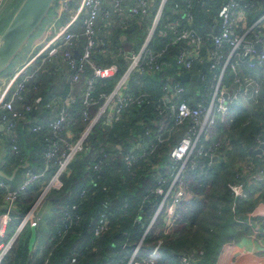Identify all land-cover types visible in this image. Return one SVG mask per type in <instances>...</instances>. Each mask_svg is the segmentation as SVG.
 <instances>
[{"label":"trees","instance_id":"trees-1","mask_svg":"<svg viewBox=\"0 0 264 264\" xmlns=\"http://www.w3.org/2000/svg\"><path fill=\"white\" fill-rule=\"evenodd\" d=\"M176 1L178 0H168L165 4L161 20L148 45L154 51L163 50L160 58L163 70L152 73L133 72L126 83L127 90L133 95L145 94L142 97L143 102L124 107L118 119L114 120L108 129L103 124L95 125L85 142L86 146L94 149L90 151L95 153L93 159L102 160L103 168L94 172L88 164L89 155L86 157L82 153L81 158L75 157L70 165V173L62 177L63 186L59 190L50 191L42 204L43 206L44 204L48 206V213L45 214L42 211L41 207L43 208V206L36 213L37 240L40 239V226L43 220H47L50 217V222L55 218L57 221L64 208L72 203L77 204L72 225L60 241H57L56 238L58 227L55 221L54 232L48 233L46 241L48 245L50 240L49 246L46 248L39 264H69L67 258L71 257L73 251L76 252V262L74 264H126L133 249L140 241L141 245L137 252L139 260L147 254V250L154 246L158 239L163 241L164 246L177 252L183 251L187 256H191V262L189 261L190 263L188 262L187 264H214L222 246L231 242L236 235L237 229L250 230L244 222L240 221L243 220L246 212L253 211L264 198V192H260L256 198H253L254 188L256 190L264 188V181L253 180L252 183H249L248 176L250 171L244 172L241 165L233 169L232 164L244 161L252 165L253 163H250L251 160L254 162L252 172L264 171L262 166L264 165V154L257 156L248 150V148L259 146L258 139L261 138L264 132L263 100H260L263 102V106H257L252 116H250L251 113L247 112V108L243 109L241 106H237L236 103L230 104V109L234 110L236 115L226 129L229 148L220 147L218 150V153H221L219 155L220 158L214 162H211L210 159L198 157L197 167L189 173L188 177L186 190L189 195L185 201L180 203L177 215L170 220V224H167L161 216L157 223L145 233L146 226L158 203L157 196L151 193L158 179L155 176L156 170L154 167L158 166V171L164 172L169 146L175 144L172 139L174 133L173 135L171 134V138L167 139L171 118L167 113L159 114L156 110V105L157 99L163 93V79L165 76L174 73L176 56L185 46L183 42L169 44L170 35L165 31L167 20L180 18L177 12L172 9L173 2ZM222 1L191 0L190 11L192 20L190 26L201 34L213 32L218 22L217 12ZM243 1L254 5L257 4L254 0ZM20 2L21 0H10L7 2L2 11L3 14L1 13L0 15V31L8 23ZM159 2L160 0L153 1L155 9L149 10L148 15L137 16L148 17V20L151 21ZM254 5L247 9L246 12L254 10ZM7 10H9L8 14H4ZM263 12L264 10L254 14L252 18H257ZM254 19L251 21L253 22ZM135 26L142 27V22L140 25ZM122 33L131 34L132 30L129 26L127 29L121 27L117 29L113 39L115 45H119V37ZM144 34L145 31L140 36L143 41V37L145 38L147 33L145 36ZM139 47L140 43L136 47V51ZM109 51L110 47L107 46L102 51L94 49L92 54V59L97 64H116L117 72L111 79L95 80L96 103L89 109L91 115L94 114L97 105L102 102L98 94L110 92L117 79L120 78L126 69V60L123 54L118 53L117 50L113 53ZM227 51L228 47H225V53ZM50 62L52 61H47L44 64H49ZM202 65L203 63L195 64L193 71H196ZM44 67L41 68L37 76L47 71ZM226 77L229 78L230 75L227 73ZM49 81L47 79L42 86L37 85V92L30 97L33 103V112L30 116L34 121H43L40 119L45 118L43 114L38 115V107L45 115L50 110H53V108H45L51 98H55L54 94L50 95L48 93L47 83ZM178 81L185 88L187 86L185 95L189 98L191 105H194L195 100H197L199 89L201 87L206 88V84L203 81H200V83ZM195 88L198 89L195 90ZM67 90L68 85L65 83L63 92L59 93V98L63 97ZM37 98H39L38 103H36ZM83 108L80 98L77 97L72 101L71 111H69L70 115L72 114L71 118L78 120L79 127L82 129L86 124L81 117ZM161 121L166 123L167 129L162 135L166 140L157 145V148L149 154L147 161L139 160L128 168L122 161L123 153L131 147V142H139V139L146 134V131L151 137V143L156 135L157 126ZM221 126V123H216L217 128ZM212 134L213 132H211V136ZM23 136H26V139H22ZM43 137L44 134L30 133L29 131L23 132V135L20 134L16 142L19 157L13 167L29 156L30 166L28 168L33 173L41 172L44 166V155L42 153L43 148L46 147ZM208 142L210 140H202V145L206 147L209 145L207 144ZM106 144L114 148V155L111 154V150L108 149V146L106 147ZM95 149L97 150L95 151ZM147 150H150V145L147 146ZM13 155L17 154L14 153ZM55 168L56 164L54 162L51 163L50 169L54 171ZM237 181L244 183L247 193L246 199H235L229 189L228 184ZM40 182H43V177L38 178L27 190L19 195L14 209L15 212H13L12 220L7 227L5 239L12 235L19 223V214L17 213L22 215L35 201L40 192ZM82 190H85V194L81 196ZM3 197L4 192L0 190V202ZM233 202L235 203L234 210L231 208ZM143 207L145 208L143 209ZM101 214L107 217L108 228L99 236H95V224ZM138 219L139 222L135 225L134 223ZM27 226L29 227V223ZM157 228H161L164 232L158 236L154 235ZM29 237L30 228L28 229L25 244L18 246L16 243L17 239L1 264H34L32 259L35 257L34 253L36 252H32L28 256ZM155 237L156 241L154 240V242L153 239ZM149 264L184 263H182L180 257L165 250L160 258L150 261Z\"/></svg>","mask_w":264,"mask_h":264},{"label":"built area","instance_id":"built-area-1","mask_svg":"<svg viewBox=\"0 0 264 264\" xmlns=\"http://www.w3.org/2000/svg\"><path fill=\"white\" fill-rule=\"evenodd\" d=\"M167 1L160 0L140 48L137 51L132 50L129 55L119 51L126 60V69L110 92L98 94L102 102L97 105L92 115L89 109L96 103L95 80L111 79L117 72L115 64L101 65L92 59L94 49L102 51L108 46L105 40L97 37L98 19H101L103 23L113 20L121 28L127 29L130 25L128 17L149 14L148 0H109V6H106L108 0H56L51 9L52 18L46 24L42 39L30 45L28 50L22 52L23 57L2 73L0 124L3 129L10 132L32 118L30 115L33 112V103L30 97L37 92L38 86L34 76L29 72L30 67L37 61L44 64L47 61L54 62L56 59H61L68 66L71 76L70 91L60 100L61 105L58 107L56 116L43 121L33 120L29 124L30 133L44 134L46 149L43 170L39 173L27 170L23 182L16 188H11L7 182L0 179V190L4 192V208L0 213V264L30 222L31 217L36 215L39 206H42L41 203L50 191L59 190L63 186L62 177L70 173L71 162L77 155L84 153L90 156L92 171H100L103 168L102 160L93 159L95 153L90 152L85 142L95 125L110 126L114 120L118 119L124 107L143 102L142 97L145 94L133 95L126 88L127 80L133 72L152 73L163 70L160 61L163 50L154 51L148 45L158 27ZM253 5L243 0H223L218 8V22L215 29L211 33L201 34L190 26L191 0L173 2L172 9L180 18L167 20L165 31L170 35L169 44L183 42L185 46L176 56L174 73L163 79V93L157 99L156 110L159 114L167 113L171 118L167 139L173 132L180 131L182 128L183 132L180 139L169 149L164 172L158 176L157 184L151 190V193L157 196L158 203L145 233L157 223L161 216L168 224L177 215L180 203L187 199L189 173L197 167L198 157L211 159L220 147L229 148L226 137L218 134L216 123L219 122L226 127L232 120L233 113L229 106L238 101L240 88L243 86V75H240L241 66L252 70L258 76L252 98L264 101V12L250 24L245 23L244 16V11ZM77 26L80 27V31L76 30ZM81 36L84 37L85 42L79 51V56L76 57L73 49ZM256 45L260 48L256 49ZM225 47H228L226 53ZM204 62H207V72L201 79L206 84V93L202 94L198 91L196 104L191 105L189 98L185 95V86L174 78V75L192 72L195 64ZM227 73H230L229 78L226 77ZM81 83H83L82 104L84 106L81 117L86 124L78 137L71 140L64 137L63 132L70 116L68 108L74 100V91ZM244 91L246 94V90ZM46 107L53 108L50 102L46 104ZM166 129V123L161 121L153 141L149 143V151L147 148H142L138 141L132 145L123 153L124 164L130 168L137 161L146 160L157 145L166 140L162 136ZM211 132H213L212 136L219 139L204 147L202 140L213 141ZM15 140L13 138V141ZM258 142L260 143V138ZM13 148L14 151H18L17 145ZM53 162L56 168L46 183L41 186L30 208L22 215L17 213L19 223L12 235L5 239L19 195L38 178L43 177ZM243 168L250 171L252 166L244 165ZM250 178L264 181V171L252 173ZM228 187L235 199L247 198L243 183L237 181L228 184ZM84 194L85 190H82L80 195ZM234 207L233 202L232 210ZM76 208L77 204L72 203L61 211L62 214L55 223L58 227L57 241H60L70 229ZM262 223V231L254 230V234L264 235V219ZM107 228V217L101 214L95 224L94 235L99 236ZM140 245L141 241L133 249L126 264H149L150 261L161 257V243L157 242L139 260L137 252ZM262 252L264 253V248ZM67 260L69 264H74L76 252L73 251ZM181 260L184 264L188 263L186 257H182ZM257 264H264V255Z\"/></svg>","mask_w":264,"mask_h":264},{"label":"crops","instance_id":"crops-1","mask_svg":"<svg viewBox=\"0 0 264 264\" xmlns=\"http://www.w3.org/2000/svg\"><path fill=\"white\" fill-rule=\"evenodd\" d=\"M8 1H10V0H0V15H1V13H2V11H3V9L6 6ZM153 1L154 0L148 1L150 11L155 9V7H153V5H154ZM254 1L257 3L254 5V10L248 11V12H246V10L244 11L246 24L252 22L251 20L254 19V18H252V17H254L253 16L254 14H256L260 11L262 12L264 10V0H254ZM106 6H109V0H108V5H106ZM7 12H9V10L5 11L4 14H8ZM246 15H247V18H246ZM51 18H52V15H51ZM104 22L105 23H103L101 21V19H98L97 27H99V28H97V37L105 40L108 43V46L110 47L109 52H111V53L116 52V50L118 53L120 50L123 52L121 44L124 41L129 40V39L133 40L134 47L132 48V50L136 51V47L138 46V44L140 43V46L142 45L143 40L140 39V36L142 35L143 31H145V34H146L150 25H151V23H150L151 21L148 20V17H146V18H142V17H138V16L128 17V22L130 24L129 27L132 30V33L131 34L130 33L129 34L122 33L119 37V45H115L113 42V39L115 37V33H116L117 29H120V26L117 22H115L113 20H112V22H106V21H104ZM141 22H142V27H136L135 26V25H140ZM45 28H46V25L40 30L39 35H36L34 37V39L32 38L28 41V43L26 45V46H28V48L33 43L42 39V37L44 36V33H45ZM76 30L80 31L81 29H80V27L77 26ZM145 34H144V36H145ZM143 39H144V37H143ZM84 42H85V39L83 36H81L76 47L73 49V51H76V53L78 55L80 53L79 51L82 49V47L84 45ZM26 46L24 47L25 48L24 51L22 50L21 53L18 55L19 58L23 57L22 52H25V50H28V48ZM104 62H105V60H104ZM46 64H41L39 61H37L29 69V72L34 76V81H36V84L38 86L39 85L42 86V84H44L47 79L50 80L47 83L48 84L47 90H48V93L50 95L54 94L53 96H55V98H51V100L49 101L51 103V106L53 107V110H50L48 113H46V115H45V113H42L38 107V115L43 114V116L45 117V118H42L40 120H46V119L54 118L57 114V110H58L59 105H61L60 100L63 99L64 97H66V95L70 91L71 72H70L68 66L61 59H56L54 62H50L47 65ZM112 64H114V63H112ZM44 65H45V67H44ZM104 65H108V64H104ZM202 66L200 68H198L196 71L192 70V72H190V73H193V74L200 73L202 70ZM43 67L47 71L43 72L40 76H37L38 72ZM206 70H207V68H205L204 73L206 72ZM175 75H177V74H175ZM240 75H243L242 76L243 86L240 88L241 91L239 94L238 101L236 102L237 106H241L242 108H247V109H251V108L255 109L257 106L262 107L263 102H261L260 100H253V98H252L253 97V89L256 87L255 82L257 81L258 76L252 70L247 69L245 66H241ZM200 81H202V79ZM200 81H195V82L200 83ZM187 82H189V81H187ZM65 83H67V85H68V90L63 97L59 98V93L63 92V86ZM186 88H187V86H186ZM82 89H83V83H81L80 85H77V87L74 91V93H75L74 100L78 97V98H80V100L82 102ZM197 89L198 88H195V90H197ZM244 90H246V92H247L246 94H245ZM38 100H39V98H37L36 103H38ZM195 104H196V100L194 102V105ZM71 105H72V103H71ZM45 108H47V107H45ZM68 111H71V106L68 108ZM253 114H254V112L250 116H252ZM71 116H72V114L69 116L68 123H66L65 130L63 132V136L72 140V139H75L78 137L82 128L79 127V123H78L79 121L71 118ZM33 120L34 119L31 118V119L25 121L22 124L23 128H22V126L19 125L14 131H11V132L6 131L5 129H0V170H2L7 175H10L12 173L13 169L15 167H17L18 165H23L25 163V160H28V158H29V156H28L23 162H20L19 164H16L13 167V165L16 163L17 158L19 157V153H17V151H14L15 149L13 147L16 145V142L18 141L19 135L20 134L23 135V132L26 133L28 131L29 124ZM105 128H106V126H105ZM217 129H218V134L224 135L226 137L227 143H229V140H228L227 135H226L227 127L222 125L221 129H219V128H217ZM180 131L183 132V128ZM180 131L173 132L175 135L174 140L178 141L180 139V137H181ZM13 138H15L16 140L13 141ZM23 138L26 139V136H23L22 139ZM215 138H216L215 136H212L211 139H213V141L208 142L207 144L214 143L215 141H217L219 139V138H216V139ZM150 140H151V137L148 134H144V136L141 139H139L138 143H140L142 148L146 149L150 143ZM177 141H175V143ZM135 143L136 142H133V143L131 142V146L134 145ZM107 146H108V149L111 150V154L114 155V151H113L114 148H112L111 146L106 144V147ZM230 147H231V144H230ZM88 148L90 149V151L94 150V149H92V147H88ZM170 148H171V146H170ZM45 149H46V147L43 148V153H42L43 155H44ZM96 150L97 149H95V151ZM14 153L17 155H13ZM220 154H221L220 152L219 153L217 152L214 155L217 158L213 159V157H214L213 156L210 159L211 162L217 161L220 158V156H219ZM262 154H264L263 151L260 155H262ZM79 155L82 156V154H79ZM260 155H258V156H260ZM84 156L87 157V154L86 155L84 154ZM251 162L254 164V162L250 160V163ZM44 164H45V157H44ZM88 164L90 165V158L88 160ZM244 165L249 166L250 164L245 162V164H243L241 166H244ZM29 166H30V162H29ZM262 166L264 168V165H262ZM50 167H51V165H50ZM50 167H49L47 173L43 176V182H40V186H43L46 183V181L50 177L51 173L53 172V170L50 169ZM154 169L156 171L159 170L158 166H155ZM27 170L31 171L29 168H19L16 171V173H15V175L11 181L5 180L1 177H0V179L7 182V184L11 188H16L19 184H21L23 182V180L25 178V173ZM242 170L244 172L249 171V170H244L243 167H242ZM251 170H250V173L248 176L249 181H250L249 183H252L254 180L253 178L252 179L250 178V175L252 173H254ZM70 171H71V168H70ZM243 185H244V183H243ZM254 191H255V193L253 195V198H256L260 192H264V188H260V189L258 188L257 190H256V188H254ZM45 206H46V210H44ZM3 208H4V197L2 198V201L0 202V213L3 211ZM42 211H44L45 214L48 213L47 212L48 206L46 204H44ZM263 219H264V198L262 199V201H260L257 204V206L253 209V211L246 212L245 217L243 218L242 222H244V224H246L250 230L245 231V230L240 229V228L237 229L236 235L231 240V242L226 243L222 246L214 264H257L263 258V255H264V253L262 252V249L264 248V235L261 233L254 234L253 232H254V230L262 231ZM50 220H51V218L48 217L47 220H43L41 222L40 239L35 240V243L33 245L31 252L28 249V252H29L28 256H30L32 254V252H36V253H34L35 257L32 259V262H34V264H39V262L42 260V257L46 251V248L49 246L50 240L48 242V245L46 244V241L48 239V235H49L48 233L49 232L51 233L52 231L54 232V229H55L54 223L56 221V218L52 222H50ZM138 222H139V220H138ZM170 223L171 222H169L168 224H170ZM162 246H164V245L161 244V247ZM161 247H160V252L162 255L163 251H165V250H163ZM37 251H38V253H37ZM178 257H180V259L182 257H186L188 262L189 261L191 262V256H187L186 253H185V255L178 256Z\"/></svg>","mask_w":264,"mask_h":264},{"label":"water","instance_id":"water-1","mask_svg":"<svg viewBox=\"0 0 264 264\" xmlns=\"http://www.w3.org/2000/svg\"><path fill=\"white\" fill-rule=\"evenodd\" d=\"M55 1L56 0H21L8 23L0 31V74H2L10 66L14 58H16L21 53L32 35L40 27L48 12L54 6ZM255 48L259 49L260 47L259 45H256ZM74 55L76 57L79 56L76 51H74ZM206 67L207 62H204L200 73L193 74L190 72H186L185 74L181 75L177 74L174 76V78L180 81H200ZM105 126L106 128H109V125ZM0 129H3V126L1 124ZM248 150L256 154L257 156L262 153V151L264 150V132L260 138L259 146L255 149L248 148ZM80 157L81 156L78 155L76 158ZM215 158L217 157L214 156L213 159ZM28 167L29 162L28 160H25V163L23 165H18L17 167H15L10 175H7L2 170H0V177L5 180L11 181L19 168ZM144 208L145 207H143V209ZM13 212L15 211L13 210ZM138 220L135 221V225L138 224ZM29 228L30 237L28 242V249L31 252L37 236V218L35 216L31 217ZM161 248L163 250L170 251L177 256L185 255V252H177L167 246H162Z\"/></svg>","mask_w":264,"mask_h":264},{"label":"rangeland","instance_id":"rangeland-1","mask_svg":"<svg viewBox=\"0 0 264 264\" xmlns=\"http://www.w3.org/2000/svg\"><path fill=\"white\" fill-rule=\"evenodd\" d=\"M8 13V12H7ZM51 15H52V10H50L49 12H48V14H47V16L45 17V19L43 20V22L41 23V25H40V27L37 29V31L32 35V37L30 38V39H34V37L36 36V35H39V32H40V30L51 20ZM30 44V43H29ZM121 46H122V50H123V54L124 55H129L130 53H131V51H132V48L134 47V42H133V40H131V39H129V40H126V41H124L122 44H121ZM27 48H28V46H26ZM24 49L25 48H23V51H24ZM18 57V56H17ZM14 58V60H13V62L11 63V65L12 64H14L18 59H19V57L18 58ZM21 57V56H20ZM10 65V66H11ZM9 68H7L4 72H6L7 70H8ZM3 74H0V77L2 76ZM199 91L202 93V94H204V93H206V88L205 87H201L200 89H199ZM243 109H245V108H243ZM248 111V113H253L254 111H255V109L254 108H251V109H247ZM235 111L234 110H231V113H233V117H232V120L231 121H233V119H234V117H235V115H236V112L234 113ZM230 124V123H229ZM228 124V126H226L227 128L230 126ZM219 129H221V127L219 128ZM172 135H173V133H172ZM171 135V136H172ZM169 138H171V137H169ZM174 138H175V135H173V137H172V139L174 140ZM174 141H177V140H174ZM169 146V145H168ZM169 148H170V146H169ZM144 161H147V160H144ZM237 161V160H236ZM243 164H245V162L244 161H241V162H236V163H234V165L232 164V167H233V169H235V167L237 168L239 165H243ZM231 169V168H230ZM161 174V172L160 171H156L155 172V176H156V178L159 176ZM229 177H230V175H229ZM188 195H189V193H188V191H186V198L188 197ZM44 202V201H43ZM42 202V203H43ZM42 203H41V205H42ZM39 208H40V206H39ZM39 208H38V210H39ZM42 209V208H41ZM44 210H46V206H45V208H44ZM41 211V210H40ZM48 212V211H47ZM46 212V213H47ZM243 220H241L240 222H242ZM28 229H29V227L27 226L25 229H24V231L19 235V237H18V240H17V245L19 246V245H22V244H25V242H26V238H27V235H28ZM243 230H245V229H243ZM171 231H173V230H171ZM164 232V230H162L161 228H157L156 230H155V233H154V235H156V236H158V235H160V234H162ZM163 239V238H162ZM156 241V237L153 239V241ZM154 241V242H155ZM28 242H29V240H28ZM157 242H160L162 245H163V241L161 240V239H158L157 241H156V243Z\"/></svg>","mask_w":264,"mask_h":264},{"label":"bare ground","instance_id":"bare-ground-1","mask_svg":"<svg viewBox=\"0 0 264 264\" xmlns=\"http://www.w3.org/2000/svg\"><path fill=\"white\" fill-rule=\"evenodd\" d=\"M250 98V97H249Z\"/></svg>","mask_w":264,"mask_h":264}]
</instances>
